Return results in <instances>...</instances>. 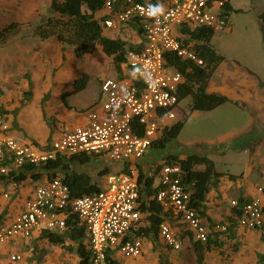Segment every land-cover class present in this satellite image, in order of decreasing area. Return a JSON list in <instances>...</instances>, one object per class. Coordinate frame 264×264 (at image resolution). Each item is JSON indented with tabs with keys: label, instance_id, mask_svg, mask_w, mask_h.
<instances>
[{
	"label": "built area",
	"instance_id": "built-area-1",
	"mask_svg": "<svg viewBox=\"0 0 264 264\" xmlns=\"http://www.w3.org/2000/svg\"><path fill=\"white\" fill-rule=\"evenodd\" d=\"M228 2L160 0L152 5L137 0H106L103 8L108 16L103 18L104 26L116 27L138 20L144 40L139 48L126 52L130 76L106 77L101 81V111L88 109L85 125L64 127L57 138L43 146L11 135L6 113L0 111V175L18 171L24 164L40 165L58 156L69 157L81 152L122 163L120 170L109 171L97 181L100 190L93 194L75 197L60 177L44 179L32 189L18 214L0 221V244L29 239L42 231L54 232L67 240L71 230L68 217L74 215L85 227L91 264H107L108 256L115 259L117 255L140 256L141 237H129L133 230L148 224L146 213L140 207L139 168L147 176H153L156 200L171 210L183 225L182 231L201 242L213 235L192 204L191 192L182 180L181 166L162 161L146 172L140 160L163 128L176 118L178 89L184 75L167 62L166 54L175 53L203 64L191 46L184 43L180 27L227 30L230 26L225 13ZM157 5L163 6V13L149 15V6ZM260 190L259 196L239 206L237 226L249 230L264 228V188ZM9 197L8 191H0V198ZM213 228L226 232L228 225L215 223ZM159 236L174 250L182 246L184 236L168 220L160 222ZM9 258L18 261L21 254L13 253Z\"/></svg>",
	"mask_w": 264,
	"mask_h": 264
},
{
	"label": "crops",
	"instance_id": "crops-1",
	"mask_svg": "<svg viewBox=\"0 0 264 264\" xmlns=\"http://www.w3.org/2000/svg\"><path fill=\"white\" fill-rule=\"evenodd\" d=\"M148 1L150 0H146V3ZM151 1L157 3L160 0ZM229 3L231 4L230 0ZM51 4L52 0H0V29L12 22L18 23L7 41L0 45V106L6 111V116L11 122L9 133L16 138L19 136L32 138L40 146L49 143L46 141L47 138H57L64 127L73 128L85 125L88 121L86 115L88 109L96 108L101 111L99 105L100 83L104 78L131 75L126 60L120 65L119 70H116L112 56L106 55L100 45L96 46L93 53L78 58L74 53V45L62 42L56 35L45 39L37 36L33 26L53 14ZM55 15L57 14L55 13ZM106 16L108 13L103 7L95 12V17L100 21ZM180 29L179 33L182 35L184 43L192 48L194 41L190 39L189 32L193 28L181 26ZM229 30H231V24L226 31ZM102 32L108 37H119L128 41L132 44L130 49L139 48L144 40L142 34H139L128 24L116 27H105L103 24ZM214 50L217 51L215 48ZM94 53L98 55V59H93ZM86 55H90L91 67H85L80 63L85 57H88ZM219 67L222 69L221 74H217ZM116 72L121 75L111 76ZM83 73L89 75L86 86L75 93H68L73 88L74 80ZM90 86L91 90H87ZM29 89L31 95L28 98L24 93ZM206 91L224 94L236 103H224L204 112L219 111L226 105H233L248 115L246 122L250 123L242 122L236 125L239 127L234 131L235 138L232 143L227 144L223 140L206 138L194 152L209 157L214 162L215 170L220 173L215 185L210 187L206 195L204 212L202 215L200 214L203 222L213 234L211 238L219 242V245H212L205 251L202 264H257V254H264L263 228L249 230L237 226V222L232 226L228 219L233 216V209L241 205L240 201L244 203L261 194L260 189L264 188V167L261 169L255 166L247 155L245 169L239 173L219 170L216 168V157L225 156L230 151H244L248 148L246 144H250L251 136L261 135L259 127L260 115L264 114V82L259 79L257 72L248 64L240 63L239 60L233 58L227 60L224 56L209 77ZM36 96L40 98L31 112L30 106ZM186 98L189 99L186 105L189 110L190 97ZM25 99L27 100L24 101ZM184 99L179 100L177 110H180V103ZM22 102L24 103L22 104ZM184 112L191 116L195 111L183 109L182 113ZM228 136L226 138L230 139ZM190 142L189 140L187 148L192 147ZM235 148L237 149L234 150ZM190 153L187 150L180 153L178 157L185 158ZM145 170L148 169L145 168ZM230 174H233L234 177H230ZM253 175H259L260 181H253L251 177ZM44 179H47L45 175L40 179L29 180L27 178L19 184L11 182V187L7 186L8 190L0 187V191L10 193L9 198H0V221L14 217L22 210L25 200L32 191L30 190L32 187L26 189V182L31 183L32 180L43 182ZM93 180L96 181L94 178ZM97 181L99 182V180ZM5 183L9 182H1L0 186ZM21 194H24V199L20 203L19 196ZM166 210L165 220H168L176 229H180V234L182 237L184 236L182 246L180 249L174 250L167 246L158 235L154 240L148 239L147 251L154 249L157 241H162L166 248L172 251L169 255L172 257L173 264H198L192 247L191 235L182 231L183 225L176 220L170 209ZM215 223L227 224L228 230L226 232L215 231L213 228ZM230 227L234 230L233 236H229ZM40 234L37 232L29 239H43L39 237ZM63 239L66 242V239ZM141 239L143 255L145 253V237H141ZM23 241H28V239H15L0 244V264L19 262L22 255L18 261H11L9 256L13 253H20L16 248ZM183 246L185 250L181 253L180 250ZM116 259L120 264L118 257ZM183 261L187 262L182 263Z\"/></svg>",
	"mask_w": 264,
	"mask_h": 264
},
{
	"label": "trees",
	"instance_id": "trees-1",
	"mask_svg": "<svg viewBox=\"0 0 264 264\" xmlns=\"http://www.w3.org/2000/svg\"><path fill=\"white\" fill-rule=\"evenodd\" d=\"M106 0H52V15L33 26L34 33L42 39L51 35H56L62 42L74 45V53L78 58L85 54L93 53L96 46L100 45L102 51L112 56L113 65L119 70L120 65L126 60V52L132 48V44L128 41L118 38H111L103 34V19L101 21L95 17V12L104 6ZM146 2V0H137ZM152 5H156L155 1H148ZM225 13L229 17L233 8L228 2L225 7ZM236 11H239L237 9ZM55 13L57 15H55ZM262 25L264 37V9L257 14ZM128 25L142 34V25L138 20H129ZM18 26L17 22H12L0 29V45L5 43L10 37L12 31ZM215 31L212 28L199 26L189 32V37L194 41L193 50L198 57L203 60V64H198L192 60L183 59L175 53H167V62L183 73L184 81L178 89L179 100L190 97V111H209L217 106L236 101L231 100L224 94L207 92V81L212 72L223 60L224 56L215 51L211 44V39ZM89 80L87 73L81 74L74 80L73 88L68 93H75L82 90ZM26 97H30L31 90L24 93ZM0 111L6 113L1 108ZM189 114L182 113L180 119L175 120L162 130L160 137L152 142L153 149L166 148L182 130ZM101 160L100 155L94 153L81 152L73 154L69 157L58 156L40 165L24 164L18 171H10L8 174L0 175V183L13 180L19 183L27 178L40 179L42 176L46 178L60 177L66 182L75 197L93 194L100 190V183L93 180L92 175L84 168ZM164 163H178L183 170V182L186 188L190 190L192 204L196 210L202 215L204 212V201L210 187L214 186L216 179L220 175L215 170L214 162L206 155L199 153H190L185 158H179L176 155H170L165 158ZM110 171L108 166L97 172L98 177H103ZM234 177L233 174L229 175ZM153 176H147L144 171L139 168L138 182L142 185L140 188L141 209L146 213L148 224L140 226L133 230L129 235L130 238L145 237L156 239L159 235V224L165 220L167 214L166 208L156 200L154 192L156 188L152 186ZM242 205L243 202L240 201ZM240 207L233 209V216L228 220L234 226L236 216L240 212ZM235 216V217H234ZM68 223L71 226L70 240L72 243L66 244L63 237L51 232L42 231L40 238L48 239L54 244H60L68 250H73L75 245L76 254L78 256L77 264H91V251L86 241V230L77 217L71 215L68 217ZM229 236L234 235V230L229 228ZM264 232V228L262 229ZM264 238V234H263ZM192 247L196 254L198 264H202L205 251L212 245H219V242L213 240L211 235L206 242L191 239ZM235 249V248H234ZM160 263L166 264L161 253L159 255ZM264 263V254H257V264ZM107 264H119L115 258L108 256Z\"/></svg>",
	"mask_w": 264,
	"mask_h": 264
},
{
	"label": "rangeland",
	"instance_id": "rangeland-1",
	"mask_svg": "<svg viewBox=\"0 0 264 264\" xmlns=\"http://www.w3.org/2000/svg\"><path fill=\"white\" fill-rule=\"evenodd\" d=\"M230 2L233 7V11H231V13L229 14V24H231V30L215 31L211 39V44L218 52L222 53L225 58H227V60H231L233 58L239 60L240 63L248 64L257 72L259 79L263 80L264 82V37L262 25L257 18V14L264 9V0H230ZM237 9H241V11H236ZM89 56L80 61V63H82L81 65H85V67H91ZM94 58L98 59V55H93V59ZM221 70L222 69L219 67V69L217 70V74H221ZM119 75L121 74L119 72H116L111 76L118 77ZM87 90H91V86ZM39 98V96H36L33 99L30 106L31 112L36 106L35 104ZM27 99H25L24 101H26ZM188 101V98H185L181 101L180 110H177L176 118L174 120L180 119L182 117L183 109L189 111L186 107ZM23 103L24 102H22V104ZM260 120L261 122L259 128L261 135L251 136L250 144H246L247 142L245 143L248 148L244 151H230L228 152V154H225V156L221 155L220 158H223L222 160H219L220 158L216 157L217 169L230 170L239 173L241 170L245 169L244 165L246 163L245 159L247 158V155L250 161L254 162L255 166H258L261 169L262 167H264V114L260 115ZM246 121H248V115L243 112L242 109H238L233 105H226L219 111H195L186 120V124L181 134L178 135L177 138H175L166 148H150L149 150H147L146 154L140 160L142 166L149 171H152L153 168L158 165V163L164 161L165 158L170 155L178 156L180 155V153H183L187 150L191 153H194L198 150L199 144L202 143L206 138L220 141L223 140V142L226 141L227 144H230L235 138L234 131L239 127H236V125ZM10 123L11 122H9V125ZM247 123L250 122H246V124ZM11 126L12 125H10V128ZM227 136L230 139H227ZM17 139H22L29 142L35 141L32 138L23 136H19L17 137ZM53 139L54 138H47L46 141L51 142ZM189 140L191 141V148H187V143L189 142ZM236 149L237 148H235L234 150ZM104 166H108L110 172H116L121 169L122 163L111 161L106 158H101L99 162L94 164V166H89V169L86 168V170L96 181H101L100 179H102V177H98L97 172L103 169ZM251 177L253 181H260L259 175H253ZM30 179L31 178H29V180ZM38 183L40 182L33 180L31 181V183L26 182V189H30V187H32L30 189L32 190ZM7 186L11 187V183H5L0 187L8 190L9 188ZM13 190H15V188H13ZM23 199L24 194H21L19 196L20 203ZM8 201H10V199H8ZM70 241V239H67L65 243H72ZM144 241L145 253H143V255L141 254L140 256L133 258H127L122 255H118L117 257L120 261V264H161L159 259L160 253L161 256L165 257L164 260L166 264H173L172 257L169 255L172 251H169V249L166 248L162 241H157L154 249L148 251V248L146 249L148 238H145ZM16 249L20 251L22 259L19 262H14L13 264L78 263V256L76 254L75 245L73 250H68L60 244H54L47 239L38 238L23 241L18 244V248ZM183 250H185L184 246L180 250L181 253L184 252ZM186 262L187 261H183L182 263Z\"/></svg>",
	"mask_w": 264,
	"mask_h": 264
},
{
	"label": "clouds",
	"instance_id": "clouds-1",
	"mask_svg": "<svg viewBox=\"0 0 264 264\" xmlns=\"http://www.w3.org/2000/svg\"><path fill=\"white\" fill-rule=\"evenodd\" d=\"M164 11L162 5H157V6H149V15H157V14H162Z\"/></svg>",
	"mask_w": 264,
	"mask_h": 264
}]
</instances>
